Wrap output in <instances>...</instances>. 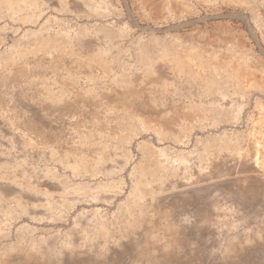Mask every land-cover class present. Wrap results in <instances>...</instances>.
Returning a JSON list of instances; mask_svg holds the SVG:
<instances>
[{
  "label": "rangeland",
  "instance_id": "obj_1",
  "mask_svg": "<svg viewBox=\"0 0 264 264\" xmlns=\"http://www.w3.org/2000/svg\"><path fill=\"white\" fill-rule=\"evenodd\" d=\"M0 264H264V0H0Z\"/></svg>",
  "mask_w": 264,
  "mask_h": 264
}]
</instances>
